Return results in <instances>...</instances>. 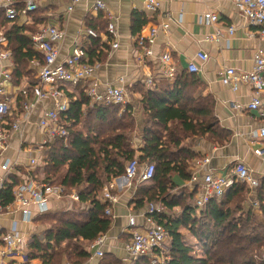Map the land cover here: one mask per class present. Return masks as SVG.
<instances>
[{
	"label": "trees",
	"instance_id": "1",
	"mask_svg": "<svg viewBox=\"0 0 264 264\" xmlns=\"http://www.w3.org/2000/svg\"><path fill=\"white\" fill-rule=\"evenodd\" d=\"M15 1L22 11L25 0ZM27 15L32 24L19 26L17 19L6 20L0 12V31L8 41L16 84L23 77L33 83L28 62L33 58L41 60V55L34 51L31 36L45 24L43 12L37 9ZM105 46L90 37L82 43L90 63L103 60ZM199 82L195 74L184 72L173 83L137 85L143 124L136 148L132 142L135 119L129 107L120 114L117 105L89 108L87 91H81L76 100H68V110L60 116L67 136L45 145L43 181L61 186L67 193L74 190L84 208L39 218L49 226L41 239L35 237L31 242V259H39L42 264H62L64 260L80 264L87 260L90 256L85 243L106 234L111 226V218L104 214L108 204L101 201V189L104 184L124 177L127 164L136 159L141 166L155 165L153 178L136 189L133 201L140 209L151 203L162 206L161 212L147 216L167 232L163 264H264L261 257L264 222L246 204L249 189L245 183L235 182L220 199L213 198L205 211L197 213L191 205L194 194L185 189L177 191L179 186L173 181L175 176L188 181L191 176L188 167L199 157L191 150L189 140L213 134L217 127L212 117V97L195 96ZM219 137L221 143L226 140L224 134ZM18 182L10 176V182L0 189L3 208L12 204L13 188ZM254 198L264 219V180L258 179ZM181 229L195 238L204 255L202 259L192 256L193 249L185 244ZM112 264L119 262L112 261ZM133 264H150V260L138 257Z\"/></svg>",
	"mask_w": 264,
	"mask_h": 264
},
{
	"label": "crops",
	"instance_id": "2",
	"mask_svg": "<svg viewBox=\"0 0 264 264\" xmlns=\"http://www.w3.org/2000/svg\"><path fill=\"white\" fill-rule=\"evenodd\" d=\"M97 1L105 4L104 11L95 9ZM69 7H72V10L68 11ZM38 10L43 12V19H45V24L40 26L39 31L47 25H53L63 33V39L58 43V63H64L75 44H82L88 39L85 34L87 30L95 32L100 46L106 45L105 48H107L105 57L99 62V69L92 80L83 81L77 85L54 86L67 100H76L80 92L87 91L92 83L98 84L99 91H102L106 85L116 84L122 79L128 98L124 109L129 107L133 111L136 127L140 130L143 124V111L138 104L140 95L136 93V87L139 84L144 85L150 75L155 79V83L161 81L173 83L175 78L167 80L162 77L163 66L156 60L158 56L168 53L175 67L176 76L187 72L186 69L190 63L199 68L195 77L200 80V87L196 90L195 96H211L214 101L212 117L217 127L213 134L195 136L189 140L191 150L199 156L191 161L188 167L189 173L192 174L194 161L208 157L210 158L208 168L215 175H228L236 163L242 162L253 171L257 181L264 180V154L255 155V151L263 148L264 143L260 140H250L251 133L264 126V120L260 119L255 112L244 109L235 112L232 109L234 104L245 107L252 98V92L248 86L241 85L238 92L233 93L220 83L224 68L234 69L238 73H249L253 67L254 53L264 50V43L256 35L257 30L245 22L232 0H164L161 12L169 16L170 29L167 34L157 36L152 48L155 60H146L145 64L139 62V50L134 40L140 34L145 35L157 21L155 16L146 12L142 0H81L75 5H72V0H41ZM206 13L215 14L218 22L215 25H206L203 20V15ZM32 22L27 14L17 18L19 26L30 25ZM109 23L113 24L117 34L118 48L116 50H112V39L106 34ZM229 27L234 30L231 37L225 33ZM219 30L226 36L220 41H215L213 36ZM8 51L11 53L9 49ZM201 52L207 54L206 62L197 60L196 55ZM41 64V60L35 58L29 60L27 69L33 72V83L30 78L23 77L20 83L16 84L12 77L15 69L12 58L0 61V87L3 90L0 100L7 99L14 120L21 115V104L34 98ZM51 89L52 87L49 86L44 88L45 91ZM129 94L132 95L133 102ZM261 98L264 101V92ZM18 102H21L20 105ZM92 106L89 102L88 107ZM54 107L55 103L51 98L42 100L36 106L29 121L23 125V131L12 134L7 147L0 153V165L5 162L19 164L20 167L16 168L18 180L22 178L21 172L24 173L23 177L25 176V170L31 158L40 160L39 165L34 168L36 173L42 168V153L45 145H40L46 137L37 128L36 123L44 110ZM220 134L226 136L223 143H221ZM139 144L134 143L135 148ZM142 167L143 165L140 169ZM5 176L7 178L0 169V180ZM10 176L6 183L10 182ZM113 181L116 187L112 193L117 201L111 207L114 219H111L110 229L106 234L100 235L105 238L101 248L103 255L100 258L95 256L97 248L93 244L96 238L91 243H85L84 247L90 257L80 264H112V261H117L119 264H133L135 260L126 252V246L132 232L148 227L145 220L148 217L146 212L149 205L140 209L135 207L136 204L133 201L134 193L142 183L132 181L129 184L124 177L111 182ZM173 181L179 186L177 191L185 189L188 193L194 194L191 203L194 208V202L201 192V182L192 183L190 179L185 182L177 176L173 178ZM71 193L77 194L74 190H71ZM249 194L246 197V204L252 207L248 199L256 202L254 191ZM78 207L84 208L80 200L76 202L64 198L51 199L48 203V211L44 214L39 215L37 207L31 205L33 215L30 221L25 222L21 212L11 204L0 213V240L15 228L19 237L28 243L29 264H42L39 259H31L30 249L33 239L35 237L41 239L49 226L42 224L38 219L47 214L74 210ZM195 210L199 213L197 209ZM254 212L264 222L260 211L254 209ZM130 220L133 221L132 226L129 225ZM180 232L185 244L193 249L192 256L202 259L204 255L195 238L185 229H181ZM107 261L110 262L107 263ZM9 264L21 263L17 258ZM62 264L71 263L64 260Z\"/></svg>",
	"mask_w": 264,
	"mask_h": 264
},
{
	"label": "built area",
	"instance_id": "3",
	"mask_svg": "<svg viewBox=\"0 0 264 264\" xmlns=\"http://www.w3.org/2000/svg\"><path fill=\"white\" fill-rule=\"evenodd\" d=\"M41 0H25L23 2V10L17 8L18 3L15 0H0V12L3 13L6 20L12 21L20 15L35 12ZM237 11L240 13L245 22L254 27L256 35L264 43V0H232ZM81 2V0H72V5ZM147 13L156 17V23L149 28L145 35H138L134 42L139 50L138 59L141 64H145L146 60H155L153 46L158 35H165L169 32V16L161 12V6L164 0H142ZM95 9L105 10V4L101 1L95 3ZM72 10L69 7L68 11ZM203 20L206 25H215L218 18L215 14L206 13L203 15ZM228 37L234 33L232 27H229L226 32ZM222 31H216L213 36L215 41H220L226 34ZM86 36L96 39L97 35L92 30L86 31ZM106 34L111 41L112 50L118 48L117 34L113 24L109 23L106 28ZM63 39V33L53 25H47L37 34L31 36V42L34 51L41 55L42 64L38 72V86L34 90V98L31 101L21 104V115L17 119H9L12 117L11 107L8 105L7 99L0 100V153L7 147L8 141L12 134H19L23 131V125L26 124L36 106L46 98H51L55 107L53 109L44 110L41 117L36 123L37 128L44 134L45 141L40 146L50 144L55 139H62L67 136V129L62 124L61 115L68 110V100L54 86L58 85H77L83 81H90L94 78L95 72L99 69L100 63H90L86 51L82 48L81 43L73 46L70 55L67 56L63 64L58 63L59 49L58 43ZM11 53L7 49V40L3 32L0 31V61L9 60ZM197 60L206 62L208 56L205 53H198ZM156 60L163 66L162 77L167 80H173L176 76L175 67L171 56L166 53L160 55ZM253 67L249 73H238L234 69L224 68L220 83L228 87L233 93H237L241 85L248 86L252 92V98L245 107L233 105L232 109L236 112L244 109L249 112L257 113L258 117L264 120V101L261 95L264 92V50L256 51L253 55ZM189 74H197L199 68L190 63L187 66ZM7 79L8 77L5 76ZM93 82V81H92ZM145 83L152 87L155 83L153 76H149ZM52 87L51 90L45 91V87ZM54 88V89H53ZM3 90L0 87V95ZM90 103L97 106L117 105L125 107L128 98L124 88V82L120 79L116 84L106 85L102 91H99L98 84L92 83L86 92ZM252 141H262L264 143V126L254 131L250 135ZM264 154V146L255 151V155L262 156ZM42 160V159H41ZM40 160L31 158L29 160L25 176L22 174L19 182L13 188V202L17 210L23 216L25 222L31 220L33 212L31 205L37 207V213L44 214L48 211V203L51 199H69L78 201V195L75 193H67L61 186L49 185L37 177L36 168ZM210 158H202L193 162V171L190 177L192 183L201 182V192L194 202V208L199 212L205 211L208 203L213 199H220L225 192L230 189L235 182L245 183L252 193L258 186V181L245 164L238 162L230 170L228 175L219 176L213 174L208 166ZM20 167L18 163L5 162L0 165V169L5 175L13 174L16 177L17 169ZM140 165L136 159L130 161L125 169L124 178L130 182L138 183L149 182L155 172L154 164H146L140 169ZM26 168V167H25ZM6 176L0 180V189L5 186ZM17 178V177H16ZM116 183L110 182L105 184L100 192L101 201L107 205L105 216L114 219L111 212V207L116 203L117 199L112 191L115 189ZM250 196V194H249ZM250 200V201H249ZM249 204L253 209H257L256 202L248 199ZM0 205V213L3 211ZM162 208L159 204H149L147 215L161 212ZM148 227L141 231L131 233L130 241L126 246V252L130 257L136 259L138 257L149 258L150 264H163L164 248L168 242L167 232L160 227H157L153 220L148 216L146 218ZM129 225H133V221H129ZM105 238L97 237L94 242L96 257H102ZM28 243L19 237L15 228L0 240V264H9V262L19 259L21 264H29L27 255ZM261 257L264 259V248L261 250Z\"/></svg>",
	"mask_w": 264,
	"mask_h": 264
},
{
	"label": "rangeland",
	"instance_id": "4",
	"mask_svg": "<svg viewBox=\"0 0 264 264\" xmlns=\"http://www.w3.org/2000/svg\"><path fill=\"white\" fill-rule=\"evenodd\" d=\"M136 95V94H135ZM129 98L131 99V101L133 102L134 100H133V98H132V95L131 94H129ZM133 106H134V104H132ZM135 108V107H134ZM118 110V112H119V114L121 113V111H123L124 110V108L123 107H120V108H118L117 109ZM143 122V121H142ZM135 126H136V124H135ZM141 130V129H140ZM140 130H138L137 129V127L135 128V131L134 132H132V142L133 143H140V137H139V131ZM37 177L39 178V179H41V180H43V170H42V168L41 169H39L38 170V172H37ZM141 184V183H140ZM247 197V196H246ZM70 263V262H69Z\"/></svg>",
	"mask_w": 264,
	"mask_h": 264
}]
</instances>
